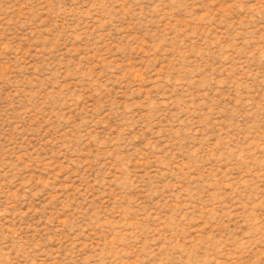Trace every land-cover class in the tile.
I'll use <instances>...</instances> for the list:
<instances>
[{
  "label": "rangeland",
  "instance_id": "1",
  "mask_svg": "<svg viewBox=\"0 0 264 264\" xmlns=\"http://www.w3.org/2000/svg\"><path fill=\"white\" fill-rule=\"evenodd\" d=\"M0 264H264V0H0Z\"/></svg>",
  "mask_w": 264,
  "mask_h": 264
}]
</instances>
